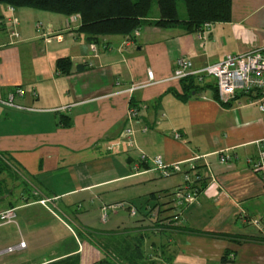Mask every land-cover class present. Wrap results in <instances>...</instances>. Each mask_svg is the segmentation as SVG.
<instances>
[{
  "label": "crops",
  "instance_id": "0c3cea01",
  "mask_svg": "<svg viewBox=\"0 0 264 264\" xmlns=\"http://www.w3.org/2000/svg\"><path fill=\"white\" fill-rule=\"evenodd\" d=\"M230 1L229 21L211 23L203 38L183 25L156 26L159 11L151 6L131 36L89 41L78 32L77 15L9 9L0 0V98L21 87L25 93L16 102L34 108L0 104V155L44 197L16 207L14 223H22L27 240L21 233L19 240L0 233V250L21 240L25 247L16 251L29 250L15 264L70 258L76 264L104 258L114 264H264V181L246 161L264 138V113L245 96L220 103L209 78L201 85L173 78L179 56L200 68L228 53L264 48V0ZM179 19H186V12ZM37 22L43 26L36 28ZM45 32L61 39H46ZM61 57L70 62L68 73L55 67ZM148 70L151 84L131 96L122 91L146 81ZM130 98L140 107V118L135 148L129 150L116 142ZM223 150L235 157L219 162ZM141 151L177 162L181 171L161 176L151 164L134 171ZM193 156H199L197 169L205 173L207 164L214 180L207 177L195 201L175 219L172 192ZM116 203L125 207L102 221L100 207ZM57 226L72 232L74 244L59 245ZM53 247L50 258L40 253Z\"/></svg>",
  "mask_w": 264,
  "mask_h": 264
},
{
  "label": "built area",
  "instance_id": "2783aa9c",
  "mask_svg": "<svg viewBox=\"0 0 264 264\" xmlns=\"http://www.w3.org/2000/svg\"><path fill=\"white\" fill-rule=\"evenodd\" d=\"M9 9H12L10 6ZM11 22L10 19H7ZM211 23H203L202 26L196 31L198 38H203L202 33L208 30ZM43 25L39 22L36 23V28H41ZM12 35H17L15 31L11 32ZM43 36L46 39L56 38L61 39L59 33L46 34ZM131 36V35H130ZM91 52L96 54L97 49L95 45L91 46ZM173 78L183 80L186 78H193L194 83L201 85L209 78L212 80L213 94L215 99L220 103H229L239 96H245L248 104L255 105L259 111L264 113V48H254L243 53H228L222 60L206 64L200 68H194L192 61L185 57L179 56L174 61ZM153 81L152 71H147V80L141 83H129L125 85L122 91L128 93L129 96L137 89H141ZM117 85H122L120 80L115 82ZM25 90L21 87L9 92L5 98H0V104L4 107L14 108L17 110H34V108L23 106L16 102V97H21ZM140 107L129 99V103L125 115V125L117 137L118 144L123 145L126 149L135 148V130L134 125L139 121ZM148 127L143 125L142 132H146ZM175 138H179L177 132L173 133ZM257 154L255 157L247 158V163L264 181V138L256 142ZM235 155L227 150L220 151L217 154V159L221 163L231 161ZM199 156H193L189 159L190 168L182 173L181 184L175 187L172 196L175 201L176 213L174 218L177 219L185 205L195 201L197 193L200 191L202 184L207 177L214 180L210 167L206 164L205 173L199 171L195 166V161ZM151 164L161 176H169L175 172L181 171L180 164L166 163L160 155L150 156L144 152L138 153V156L132 162V169L138 171L142 165ZM124 203L116 204H103L100 207V218L105 221L111 211L119 207H124ZM130 215L136 214V209L129 206ZM16 217L15 208H6L0 211V226L14 223ZM256 225H259V220L254 218L252 220ZM25 247L24 241H19L17 245L8 246L0 250V255L5 252L14 251L19 248Z\"/></svg>",
  "mask_w": 264,
  "mask_h": 264
},
{
  "label": "trees",
  "instance_id": "16d2710c",
  "mask_svg": "<svg viewBox=\"0 0 264 264\" xmlns=\"http://www.w3.org/2000/svg\"><path fill=\"white\" fill-rule=\"evenodd\" d=\"M1 1L14 8L29 7L63 15H77L80 19L78 32L85 34L89 41H94L98 36L103 35H131L141 26L143 19L149 15L154 0ZM155 1L159 17L153 23L163 28L183 25L187 31L194 33L203 23L225 22L230 19V0H182L186 12V19L184 20L179 19L177 0ZM69 65L70 62L65 57L58 58L55 63L56 69L62 73L69 72ZM82 67L79 65L78 68L81 69ZM188 83L192 87H196L195 84H192V80ZM10 168L11 166L6 159L0 155V172ZM109 261L104 258L96 264H114ZM64 262L59 261L58 264ZM72 264H76L75 260Z\"/></svg>",
  "mask_w": 264,
  "mask_h": 264
},
{
  "label": "rangeland",
  "instance_id": "374dc122",
  "mask_svg": "<svg viewBox=\"0 0 264 264\" xmlns=\"http://www.w3.org/2000/svg\"><path fill=\"white\" fill-rule=\"evenodd\" d=\"M153 8H157V4L155 0L153 1V4H152V9ZM177 9H178L179 17L185 14L184 4L182 0H177ZM10 166H11L10 169L0 172V211L3 209L9 208V207L15 208L16 210V207L18 205H21L22 203L29 201V200H32V201L43 200L44 197L39 193V191L34 186V184L30 182L27 176L18 172L17 169L14 168L12 165ZM39 205H43V204L39 203ZM63 218L66 220V222H69L68 221L69 219L67 217L63 216ZM21 224L17 226L15 225V223H10V224H7L6 226H0V233L9 234L12 236L11 238H14L17 240L21 239V236H20V233H21V235H23V237L27 240V237L24 236L25 230ZM70 226L72 227V225ZM63 227L57 226L56 229H57V234L61 235V239L63 241V242H60L59 245L63 248H66L74 244V240H73L72 232L70 230H67V228L65 227L63 228ZM131 245H134V243L132 242ZM51 250L53 251L54 247L50 249L44 248L42 251H40V253L46 254V256H49L50 258L49 254L52 252ZM28 255H29V250L28 251L14 250L10 252H5L4 254L0 255V264H2L3 262L13 263V264L20 263V262H23L22 261L23 258L27 257ZM34 260L35 262L39 261L38 258ZM68 260L67 262L65 261L63 264H72L74 261V258H70ZM89 263L90 261H88L87 264ZM50 264H58V261L55 260L54 262Z\"/></svg>",
  "mask_w": 264,
  "mask_h": 264
}]
</instances>
